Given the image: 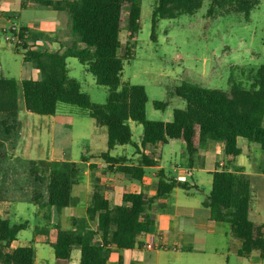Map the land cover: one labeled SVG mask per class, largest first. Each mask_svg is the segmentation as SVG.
Here are the masks:
<instances>
[{
    "label": "trees",
    "instance_id": "1",
    "mask_svg": "<svg viewBox=\"0 0 264 264\" xmlns=\"http://www.w3.org/2000/svg\"><path fill=\"white\" fill-rule=\"evenodd\" d=\"M205 1L210 3L207 11L209 18L218 13H240L246 20L260 2L158 0L152 15V40L156 39L159 20L195 14ZM34 3L67 12L77 42L63 51L28 49V43H35L39 35L21 27L19 38L25 50L23 62L32 64L42 74L39 80L22 81L23 100L28 112L54 116L57 123L70 124L71 116L57 114L58 104L85 110L99 126L107 129L108 151L101 158L109 163L121 161V158L110 156V151L116 146L133 144L131 122L143 128L142 147L179 140L185 144L191 162L198 146L208 141L224 143L225 155L231 159L242 152L239 138L264 151V65L257 69L249 88L233 81L228 92L184 83L176 89V94L185 101V107L174 110L171 122L151 121L146 118L148 95L145 88L123 82L121 78L124 61L131 60L133 55L130 51L124 57L119 55L121 33L127 31L129 40L135 44L142 29V0H34ZM68 58L78 59L94 76L97 85L108 88L106 103L92 102L80 83L69 76ZM154 106L165 109L167 104L154 102ZM19 127L17 80L0 77V135L4 138L0 140V149ZM156 165L157 161L142 154L139 166L121 167L119 170L140 181L145 174L144 168ZM26 174L34 188L46 191V204L58 212L75 204L71 190L80 176L76 163L28 161ZM158 177L155 198L125 193L123 204L114 208H110L108 200L95 192L88 216L90 219L98 216L96 231L84 229L73 232L55 226L38 230L37 235L47 237L45 242L53 248L55 260L59 263L70 262L73 249L78 248L80 264H107L109 246L130 250L138 245L137 237L153 224L145 211L156 198L171 193L175 188L185 191L198 188L188 182L167 180L162 171H159ZM40 197L34 192L35 199ZM251 202L249 177L241 167H235L234 171L225 169L212 173V188L202 206L210 210L212 221L231 225L233 236L242 242L238 251L240 257L258 252L264 260V224L250 220ZM26 228V223H11L9 218L0 215V264H35L32 245L13 247L18 234Z\"/></svg>",
    "mask_w": 264,
    "mask_h": 264
},
{
    "label": "rangeland",
    "instance_id": "2",
    "mask_svg": "<svg viewBox=\"0 0 264 264\" xmlns=\"http://www.w3.org/2000/svg\"><path fill=\"white\" fill-rule=\"evenodd\" d=\"M158 0H142L141 23L142 29L139 32L135 44L129 40L128 32L121 33V49L119 55L124 57L127 51L133 55L131 60L124 61L122 81L132 85L143 86L148 95L146 105V118L151 121L171 122L175 109L185 107V101L177 96L176 89L186 84L199 85L209 89H221L229 91L231 83L237 82L245 88H249L254 82L257 69L264 65V0H260L257 7L251 13L249 20L243 14L218 13L209 18L207 11L210 3L205 1L202 8L195 14L181 15L177 19H161L156 27V39L152 40V15ZM25 5L26 7H22ZM0 10L6 16L11 17V21L6 23L5 30L10 32L14 27L18 31L20 24L28 26L32 22L36 28L43 22L54 21L61 28L57 41L53 47L67 49L77 42L71 31V20L67 12H57L51 8L34 3V0H0ZM20 18V19H18ZM32 24V25H33ZM33 25V26H34ZM4 28H0V77L14 78L18 80H39L42 74L32 64L23 62L25 50L22 46L6 43L4 41ZM4 33V34H3ZM73 35L72 40L67 42L60 39ZM39 37V36H38ZM31 44L28 43V49ZM69 76L77 80L83 92L89 95L92 102L104 104L107 101L109 90L106 87L96 84L94 76L87 71L76 58L67 59ZM154 102L167 104L165 109H157ZM57 113L72 117L74 122V155L80 153L84 148L90 146L95 140V136H100L101 132L96 130L91 133L92 127H96V122L88 116L85 110L60 103ZM21 113V119H26ZM31 120L39 122L42 116L29 114ZM64 126H58L55 136L54 150L57 157H60L62 150L71 145L70 130L65 132ZM72 129V128H68ZM104 129L105 128H99ZM142 126L133 125V142H140ZM89 136V137H88ZM4 139L0 135V140ZM249 142L240 139V147L246 151ZM165 147L164 157L161 164L166 167V172L174 174L171 167L174 164L182 166L181 151L184 147L180 142H172ZM264 153V151H262ZM171 154V155H170ZM178 155V159L174 155ZM171 156V157H170ZM259 161V157L255 155ZM21 161L16 162L17 169H21ZM22 171V169H21ZM5 175V141L4 148L0 149V177ZM19 175H13L12 178ZM81 177V176H80ZM18 178L17 190H21L26 201L13 202L8 198L10 204L16 205L15 216L10 217L11 223H26L27 228L21 231L17 237V245L28 246L34 238V231L40 226H44L47 221L43 216L50 217V221L59 222L65 230L70 224L73 213L82 216L81 208L63 209L59 214L53 207L46 204V191L44 189L32 188L28 186L27 178ZM207 179V174L204 173ZM186 180V179H184ZM191 180V179H189ZM209 180V179H208ZM0 189V196L6 198L5 180ZM15 183V181H14ZM255 191L258 198L253 202V209L256 211L264 204V184L253 179ZM13 184V180H12ZM34 192L41 198L35 199ZM210 187H205V193L209 194ZM4 207L0 204V214L4 215ZM5 216V215H4ZM254 220L255 214L251 216ZM49 225V224H48ZM32 246L37 250L39 264H56L53 249L49 246ZM74 257L78 260L77 252ZM74 263V262H73Z\"/></svg>",
    "mask_w": 264,
    "mask_h": 264
},
{
    "label": "crops",
    "instance_id": "3",
    "mask_svg": "<svg viewBox=\"0 0 264 264\" xmlns=\"http://www.w3.org/2000/svg\"><path fill=\"white\" fill-rule=\"evenodd\" d=\"M10 21L11 17L6 16L5 12L0 10V28L5 30L6 23ZM32 24V22H28V26L23 23L19 25L20 28L27 27L32 33L39 35L35 43H30L31 47L48 51L65 50L61 47H53L51 44L57 41V36L60 35L61 31L56 22H43L37 28ZM72 38L73 35H69L67 38L60 39V41L67 42L72 40ZM23 80L17 81L20 127L5 142V175L0 177V189L3 186L2 181L5 180V200L0 196V204L4 207L5 217L10 219V217L15 216L17 208L14 203L10 204L8 198L12 199L13 202L27 200L24 193L19 190V186L17 190L19 179L15 177H26L27 182H29L27 183L29 188L30 186L34 188L26 174L28 161H55L77 164L81 177L79 176L78 182L71 190V196L75 200V204L64 208H81L83 210L82 216H77L73 213L70 218V224L66 226L65 231L73 232L83 231L84 229L97 230L98 216L96 215L93 219L88 216V208L95 192L100 193L108 200L110 208L122 205V198L125 193L144 194L148 198H155L158 191V173L162 171L167 180L174 179L188 182L198 188L189 191L175 188L171 193L156 198L153 203L146 207L145 211V215L153 221V224L147 232L137 237L138 245L130 250H120L115 246H109L107 264H264V260L258 252H253L248 257H240L238 255L242 242L233 236L229 223L211 220L210 210L202 206L204 198L209 194L201 195V193H205V187L209 186L211 191L212 173L225 169L234 171L235 167H241L243 173L249 177L252 188L249 218L253 222L264 224V204L256 211L253 209V202L258 198L253 179H258L264 184V153L259 146L248 143L246 151L240 147L241 154L231 159L225 155L224 143L208 141L198 146L191 162L185 144L179 140H170L167 144L157 143L142 147V130L140 142L116 146L111 150L110 156L121 158V161L120 163H109L101 158V155L108 151L107 129L96 123V127L91 125V133L96 130L101 132L100 136H95V140L90 146L74 155L73 144L75 139L74 132L71 131L73 130L74 122L70 124L57 123L54 116H42L38 119L39 122L31 120L29 114L33 113L26 110L23 100L21 87ZM21 113L28 114L25 115L26 119L24 121L21 119ZM134 124L137 123H130L132 135ZM58 126L66 127L62 129L65 132L70 130L71 142L70 146L62 150L60 157L56 156L54 150L55 139L53 137L48 139L49 135L55 136ZM99 128H105V131ZM240 139L238 140L239 146ZM175 141L180 142L184 146L181 151V159L184 164L182 166L174 164L171 167L174 172L172 175L167 173L166 167L161 164L165 147L160 146L168 147ZM142 154L153 158L157 161V165L145 167V174L140 181L119 170L121 167L139 166ZM255 155L259 157V161L255 158ZM174 158L178 159V155L175 154ZM18 160L21 161L22 171L20 167L17 169L16 162ZM204 173L207 174V179L204 178ZM13 175L19 176L12 178ZM56 212L59 214L61 211L58 212L56 210ZM253 214L256 217L254 220L251 218ZM43 218L47 222L44 226L36 228L30 245H45L52 248L45 242L47 237L37 235V231L44 228L51 229L55 226H59L62 230L64 229L59 222L50 221L49 216L44 215ZM97 238L101 241L100 235ZM13 247H20L17 245V240L13 243ZM75 252H77L78 256L77 261L74 257ZM37 255L38 252L35 250V264H39ZM80 258L81 255L78 248L73 249L71 261L68 263L57 262L54 255L56 264H80Z\"/></svg>",
    "mask_w": 264,
    "mask_h": 264
},
{
    "label": "built area",
    "instance_id": "4",
    "mask_svg": "<svg viewBox=\"0 0 264 264\" xmlns=\"http://www.w3.org/2000/svg\"><path fill=\"white\" fill-rule=\"evenodd\" d=\"M18 28L17 27H14L12 30H10V32H7V30H4L5 32V36H4V41L6 43H10V44H21V40L19 38V32L20 30L18 31L17 30Z\"/></svg>",
    "mask_w": 264,
    "mask_h": 264
}]
</instances>
